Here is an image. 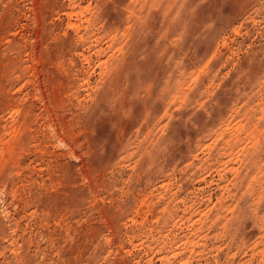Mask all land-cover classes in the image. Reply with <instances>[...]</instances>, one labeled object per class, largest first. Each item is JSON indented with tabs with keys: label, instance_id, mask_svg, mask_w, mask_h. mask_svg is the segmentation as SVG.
<instances>
[{
	"label": "rangeland",
	"instance_id": "obj_1",
	"mask_svg": "<svg viewBox=\"0 0 264 264\" xmlns=\"http://www.w3.org/2000/svg\"><path fill=\"white\" fill-rule=\"evenodd\" d=\"M0 264H264V0H0Z\"/></svg>",
	"mask_w": 264,
	"mask_h": 264
}]
</instances>
